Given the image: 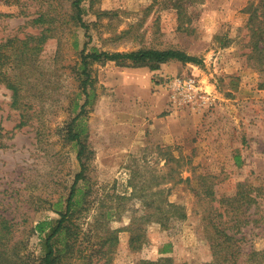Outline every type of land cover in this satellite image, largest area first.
I'll return each mask as SVG.
<instances>
[{
    "label": "rangeland",
    "instance_id": "obj_1",
    "mask_svg": "<svg viewBox=\"0 0 264 264\" xmlns=\"http://www.w3.org/2000/svg\"><path fill=\"white\" fill-rule=\"evenodd\" d=\"M73 1L0 0V43L52 28L15 105L0 84V216L13 225L7 261L38 264L42 241L32 228L58 218L52 204L64 205L80 169L64 127L83 102L85 44L86 52L175 48L200 63L89 65L94 96L80 125L87 203L74 220L77 246L88 231L104 233L94 217L112 208L104 221L118 230L117 243L96 264H215L216 227H227L236 246L219 264H264V59L246 27L259 0H81L86 28L71 21ZM39 14L45 22L34 24ZM178 78L193 79L197 91H177ZM238 196L253 200L225 211L220 200ZM160 201L162 210L171 203L184 213L167 229L150 215ZM167 244L170 252L160 253ZM83 246L86 254L99 248L95 240Z\"/></svg>",
    "mask_w": 264,
    "mask_h": 264
},
{
    "label": "trees",
    "instance_id": "obj_2",
    "mask_svg": "<svg viewBox=\"0 0 264 264\" xmlns=\"http://www.w3.org/2000/svg\"><path fill=\"white\" fill-rule=\"evenodd\" d=\"M18 1V0H17ZM81 0L73 1V13L71 15V21L75 25L80 26L81 28H86L87 25L83 22L82 19V9L80 7ZM45 14H39L35 19L32 20L34 24H43L45 22ZM248 29L255 35L256 40L254 39L253 45L254 49L259 52V55L264 59V0H259L257 6L252 11L249 16L247 23ZM50 26L44 28L37 35H28L23 39L13 38L6 39L4 42L0 43V84H4L8 89L12 91L14 98L13 104L15 105L18 102L19 92L22 88V85L25 81V75L28 70H31V66L34 65L39 52L42 50L43 44L50 37L48 32L52 31ZM81 76L79 88L80 95L82 96V103L76 102L73 105V110L78 112L69 123L64 127L65 134L64 137L67 141L73 143L78 147L77 149V160L79 163V171L74 176L73 182L69 187L68 195L65 199L64 205L60 200L52 204L53 211L58 215L56 219H44L39 222L32 228L33 232L41 238L42 241V254L38 256V264H67V261L71 259H82L85 264H96V262L104 259L110 249L113 246H116L117 243V233L118 230H110L105 225L108 222H105L104 219L113 218L115 214H110L112 208L105 214H100L99 217H94L93 228L95 230L99 229L104 232L102 235L96 234L94 236L84 234L83 242L77 246L76 242L78 241L79 228L75 223L76 215L79 214L82 210H85L86 207V179L85 171L86 164L83 161V158L86 157L87 148L85 143H83L82 137L85 133V130H81L80 127L82 118L85 115V107L90 103V100L94 96V92L89 91L92 86V79L89 74V65L96 61H113L117 65L125 67H144L148 66L150 69H157L161 64L177 61L182 64H198L200 59L196 56H191L175 48L168 49H155V48H141L135 51L130 52H108L101 51L95 48H92L86 52V46L84 44L83 49L81 50ZM89 86V89H88ZM23 117L20 119V123L16 128L24 125ZM2 128H0V136ZM0 147H4L3 144H0ZM242 201L250 203L252 198H245L243 196L234 197L231 199H223L220 202H224L228 205V208L225 211L230 210L236 213V209L240 210L238 207L239 203ZM250 201V202H249ZM163 202V201H162ZM160 201L153 209L154 213H151L154 221L159 224L162 229H167L168 223L173 219L177 220L178 218H183L184 213L181 211L179 206L172 205L167 203V206L173 208L172 210H162ZM243 202V203H244ZM62 205V206H61ZM221 215H223L221 213ZM103 219L100 220V219ZM228 223V222H227ZM226 222L222 224L225 225ZM74 225V229L72 226ZM12 223L6 218L0 216V261L2 264H17L13 261H7V245L11 240L12 235ZM232 225V230H234ZM227 227H222L219 230L215 228L216 234L222 239L218 245H214V263H229L232 258L233 245L234 243V234H231L227 231ZM239 230H237L238 232ZM135 234H132L130 238V244L133 246L135 242ZM92 240H95L96 244H99V248H93L90 254H86V247L83 246L84 242L92 243ZM81 245V246H80ZM93 246V245H92ZM106 247V250L102 248ZM170 245L167 244L160 251V253L165 254L170 252ZM236 247V246H235ZM100 258H95V257ZM95 260V263H94ZM168 258H160L157 261L143 262L142 264H166ZM102 264H111L110 259L106 258Z\"/></svg>",
    "mask_w": 264,
    "mask_h": 264
},
{
    "label": "built area",
    "instance_id": "obj_3",
    "mask_svg": "<svg viewBox=\"0 0 264 264\" xmlns=\"http://www.w3.org/2000/svg\"><path fill=\"white\" fill-rule=\"evenodd\" d=\"M171 86L173 88H175L177 91L183 90L186 92H193L196 90L195 89V81L191 78H188V79L178 78V79L172 80ZM186 94H188V93H186Z\"/></svg>",
    "mask_w": 264,
    "mask_h": 264
}]
</instances>
